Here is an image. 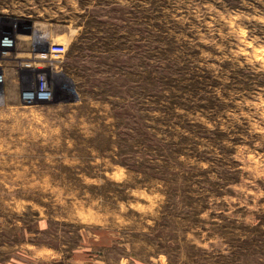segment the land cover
<instances>
[{"label": "rangeland", "instance_id": "rangeland-1", "mask_svg": "<svg viewBox=\"0 0 264 264\" xmlns=\"http://www.w3.org/2000/svg\"><path fill=\"white\" fill-rule=\"evenodd\" d=\"M5 34L0 264H264V0H0Z\"/></svg>", "mask_w": 264, "mask_h": 264}, {"label": "bare ground", "instance_id": "bare-ground-1", "mask_svg": "<svg viewBox=\"0 0 264 264\" xmlns=\"http://www.w3.org/2000/svg\"><path fill=\"white\" fill-rule=\"evenodd\" d=\"M14 40L11 36H3L0 38V47L2 49L8 50L11 47H14ZM28 65V64H27ZM30 66V65H29ZM1 81L3 80L2 76H0ZM1 83V82H0Z\"/></svg>", "mask_w": 264, "mask_h": 264}, {"label": "crops", "instance_id": "crops-1", "mask_svg": "<svg viewBox=\"0 0 264 264\" xmlns=\"http://www.w3.org/2000/svg\"><path fill=\"white\" fill-rule=\"evenodd\" d=\"M95 243H97V242H95ZM113 264H125V263L122 261H117V262H114Z\"/></svg>", "mask_w": 264, "mask_h": 264}, {"label": "built area", "instance_id": "built-area-1", "mask_svg": "<svg viewBox=\"0 0 264 264\" xmlns=\"http://www.w3.org/2000/svg\"><path fill=\"white\" fill-rule=\"evenodd\" d=\"M3 36H10V35H9V34H5V35H3ZM3 36H2V37H3ZM0 75H1V74H0Z\"/></svg>", "mask_w": 264, "mask_h": 264}]
</instances>
